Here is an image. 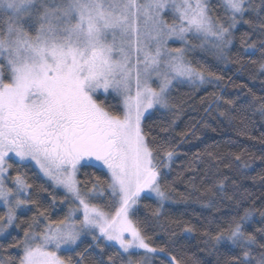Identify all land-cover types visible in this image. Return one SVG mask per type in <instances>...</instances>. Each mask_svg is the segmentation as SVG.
Here are the masks:
<instances>
[{"label":"snow or ice","instance_id":"snow-or-ice-1","mask_svg":"<svg viewBox=\"0 0 264 264\" xmlns=\"http://www.w3.org/2000/svg\"><path fill=\"white\" fill-rule=\"evenodd\" d=\"M241 22L264 29V0H0V236L15 225L18 210L36 208L22 238L8 233L7 248L16 252L5 250L0 264H82L77 249L83 235L118 245L127 256L123 264H152L157 254L160 264H182L166 247L150 244L141 221L133 219L142 193L156 197L154 214L160 215L168 199L161 167L176 155L164 149L158 162L143 121L150 110L170 107L174 85L205 82V70L186 59L197 46L192 41L222 54ZM109 94L119 98V107L106 106ZM17 162L35 165L69 194L72 206L62 219H51V206L32 198L33 186L21 172L10 176ZM89 167L107 170L114 212L93 202L97 192L104 194L95 184L87 193L78 187L77 173ZM250 216L246 211L240 220ZM212 239L241 248L239 264H252L256 240L239 221ZM141 250L143 259L134 260ZM257 264H264V254Z\"/></svg>","mask_w":264,"mask_h":264},{"label":"trees","instance_id":"trees-1","mask_svg":"<svg viewBox=\"0 0 264 264\" xmlns=\"http://www.w3.org/2000/svg\"><path fill=\"white\" fill-rule=\"evenodd\" d=\"M255 3L259 5L260 0ZM221 12L219 8L214 9V13ZM245 18L254 19V16L246 14ZM261 41H264V29L243 22L233 30L232 43L223 54L201 49L193 41L197 46L191 48L186 59L194 67L205 70V82L201 86L174 85L169 96L170 107L153 110L143 121L158 162L164 160V149H174L176 155L167 162V168L161 167L165 174L161 183L168 199L163 202L160 215L154 214L159 207L157 199L141 196L133 219L141 221L150 244L166 247L182 264H239L244 259L241 248L227 241L215 245L212 239L237 221L246 236L250 234L256 240L249 249L252 264H257L264 254V114L260 111L264 104V71L260 67L264 64V45ZM249 45L254 47L249 48ZM99 97L105 100V96ZM105 103L119 107L115 96L109 95ZM18 164L9 169L10 176L21 172L33 186L29 189L32 198L44 207L51 206L48 213L51 219H62L69 209L63 194L32 166L18 167ZM77 180L78 187L85 193L94 184L98 191L102 189L104 194L97 192L93 202L105 211H115L114 207H109L114 198L107 187L110 177L106 171L82 168ZM29 208L30 211L26 209L17 214L15 225L0 238L3 245L0 257L5 250L16 252L7 245L12 242V236L23 237L24 229L36 214L34 206L29 205ZM246 211L251 216L241 221ZM3 212L0 208V214ZM186 226L193 231L185 232ZM101 248L105 252L102 253ZM77 251L83 253L82 264H99L100 261L123 264L122 257L127 259L101 239L86 238ZM71 255L74 260H81L75 253ZM144 255L139 252L133 259L142 260ZM152 264H160L159 254L153 257Z\"/></svg>","mask_w":264,"mask_h":264},{"label":"rangeland","instance_id":"rangeland-1","mask_svg":"<svg viewBox=\"0 0 264 264\" xmlns=\"http://www.w3.org/2000/svg\"><path fill=\"white\" fill-rule=\"evenodd\" d=\"M216 2H217V0H216ZM165 18L166 19H171V13H167L166 14V16H165ZM193 41H195L196 43H197V47H199V48H201V49H204V50H208L209 52L210 51H212V52H214V53H216V54H221L220 52H218V50L217 49H215L214 47H212V45L211 44H205L203 47H200L199 46V44H200V41L199 40H193ZM192 41V42H193ZM170 46H173V47H180L181 46V44H180V42L179 41H175V42H171L170 41ZM230 46V45H229ZM229 46H227L226 48H224L223 49V52L225 51V50H227L228 48H229ZM223 54V53H222ZM181 84H186V85H189V86H195V85H197V86H201L203 83H200L199 81H197L195 84H192V83H189V82H187V81H185V82H183V83H181ZM98 95L99 96H105V94L103 93V92H100V93H98ZM110 96H115L114 94H109ZM116 97V96H115ZM116 98H118V97H116ZM119 99V98H118ZM155 109H159V108H155ZM155 109H152V110H150V113L153 111V110H155ZM146 115H148V114H146ZM13 160H15V158L13 157ZM11 161V160H10ZM17 163H19V162H17ZM28 163H31V162H28ZM32 167L34 168V169H36L37 171H38V173H39V170L35 167V165H32ZM102 170H104V171H106V173H107V170L106 169H102ZM40 175H41V177L48 183H50L55 189H57V191H59L61 194H63V196L66 198V201H67V203L69 204V206L68 207H70V206H72V205H70V203H69V201H70V196H69V194L63 189V188H61V187H56V186H54L53 184H52V182L51 181H49V180H47L45 177H43V175L41 174V173H39ZM78 174V173H77ZM77 178V177H76ZM7 183L10 185V186H12V181H11V179H9L8 181H7ZM98 195V194H97ZM146 195H148V194H146V193H142L141 194V196H146ZM152 198H155L156 199V197L154 196V195H152L151 196ZM0 208H3V204H2V202H0ZM4 209V208H3ZM26 210V209H25ZM25 210H18V212H17V214L18 213H20V212H23V211H25ZM67 213H68V209H67ZM78 215H80L81 216V218H82V213H78ZM10 229V228H9ZM8 229V230H9ZM7 230V231H8ZM6 234V233H5ZM4 234V235H5ZM3 235V236H4ZM96 235L97 236H99V233L97 232L96 233ZM2 236H0V238H1ZM86 238H90V239H93L92 238V236L91 235H83L82 237H81V241L83 242L84 241V239H86ZM100 239L101 240H103L106 244H109L110 246H113V247H115V248H117L119 251H120V249H119V246L118 245H115L114 243H111V242H108V241H105L102 237H100ZM81 244V243H80ZM95 244V243H94ZM121 252V251H120ZM141 253H143L142 252V250L140 251ZM122 253V252H121Z\"/></svg>","mask_w":264,"mask_h":264}]
</instances>
